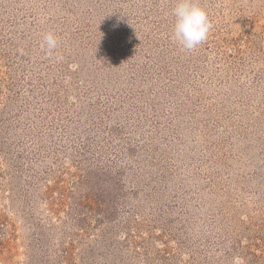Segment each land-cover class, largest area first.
Masks as SVG:
<instances>
[{
  "label": "rangeland",
  "instance_id": "obj_1",
  "mask_svg": "<svg viewBox=\"0 0 264 264\" xmlns=\"http://www.w3.org/2000/svg\"><path fill=\"white\" fill-rule=\"evenodd\" d=\"M177 2L0 0V264H264V0Z\"/></svg>",
  "mask_w": 264,
  "mask_h": 264
},
{
  "label": "clouds",
  "instance_id": "obj_2",
  "mask_svg": "<svg viewBox=\"0 0 264 264\" xmlns=\"http://www.w3.org/2000/svg\"><path fill=\"white\" fill-rule=\"evenodd\" d=\"M173 15L176 18L173 40L182 49L192 51L207 40L212 24L207 11L194 0H178ZM44 43L51 53L58 46V38L49 32L44 36Z\"/></svg>",
  "mask_w": 264,
  "mask_h": 264
}]
</instances>
